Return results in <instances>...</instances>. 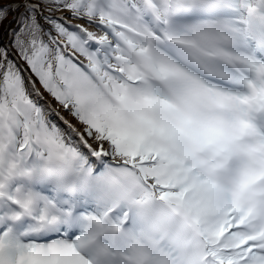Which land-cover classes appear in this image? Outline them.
<instances>
[{
    "label": "snow or ice",
    "instance_id": "obj_1",
    "mask_svg": "<svg viewBox=\"0 0 264 264\" xmlns=\"http://www.w3.org/2000/svg\"><path fill=\"white\" fill-rule=\"evenodd\" d=\"M10 14L0 264H264V0Z\"/></svg>",
    "mask_w": 264,
    "mask_h": 264
},
{
    "label": "rangeland",
    "instance_id": "obj_2",
    "mask_svg": "<svg viewBox=\"0 0 264 264\" xmlns=\"http://www.w3.org/2000/svg\"><path fill=\"white\" fill-rule=\"evenodd\" d=\"M10 2V1H9ZM12 18V15L10 14L8 16V19ZM73 23H79L78 21H74ZM8 23L6 22L5 25H7ZM6 35H4V30L0 33V37H5ZM6 39V38H5ZM4 39V41H5ZM45 97H48L49 100H46ZM44 101H47L50 105H51V109H52V112L53 114L50 116V119H52L53 121L57 122L58 124H60V126L62 128H65L66 129V125L63 124V121H61L59 119V117L57 115H55L56 112H59V115L60 116H63V117H66L67 119L71 120V117L68 116V114L60 108V106L54 101L52 100V98L50 96H48L46 93L44 94ZM42 101V103L44 102ZM74 123V121H73Z\"/></svg>",
    "mask_w": 264,
    "mask_h": 264
},
{
    "label": "trees",
    "instance_id": "obj_3",
    "mask_svg": "<svg viewBox=\"0 0 264 264\" xmlns=\"http://www.w3.org/2000/svg\"><path fill=\"white\" fill-rule=\"evenodd\" d=\"M9 1L12 2V0H4V2H9ZM11 19H12V18H10V19L7 18V20L4 21L3 25H0V30H2L3 27L5 26V23H6V22L8 23V21L11 20ZM5 38H6V36L4 37V39H5Z\"/></svg>",
    "mask_w": 264,
    "mask_h": 264
}]
</instances>
